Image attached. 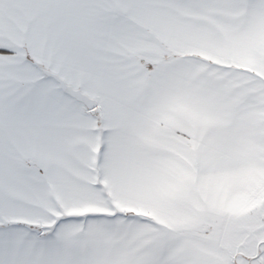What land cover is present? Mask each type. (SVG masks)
Returning a JSON list of instances; mask_svg holds the SVG:
<instances>
[{
  "label": "snow or ice",
  "instance_id": "6c2138e0",
  "mask_svg": "<svg viewBox=\"0 0 264 264\" xmlns=\"http://www.w3.org/2000/svg\"><path fill=\"white\" fill-rule=\"evenodd\" d=\"M0 264H264V0H0Z\"/></svg>",
  "mask_w": 264,
  "mask_h": 264
}]
</instances>
